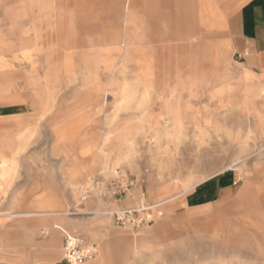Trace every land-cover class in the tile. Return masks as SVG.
<instances>
[{
  "label": "rangeland",
  "instance_id": "1",
  "mask_svg": "<svg viewBox=\"0 0 264 264\" xmlns=\"http://www.w3.org/2000/svg\"><path fill=\"white\" fill-rule=\"evenodd\" d=\"M249 1L0 0V264H68L64 230L85 264H264ZM143 202L150 226L106 213Z\"/></svg>",
  "mask_w": 264,
  "mask_h": 264
},
{
  "label": "built area",
  "instance_id": "2",
  "mask_svg": "<svg viewBox=\"0 0 264 264\" xmlns=\"http://www.w3.org/2000/svg\"><path fill=\"white\" fill-rule=\"evenodd\" d=\"M122 176L123 178L119 177L118 180V184L121 185L122 189L117 190L114 188L113 194H116L117 191L118 194H121L129 190L128 184L123 183V180H126L124 174ZM160 205L162 203L151 205L143 202L135 206L107 210L106 213L113 217L117 225L141 228L150 226L158 216L164 214L163 211L156 209ZM46 233L47 231L44 230L43 234ZM63 251L64 259L68 264H85L97 256L98 247L87 237L64 230Z\"/></svg>",
  "mask_w": 264,
  "mask_h": 264
},
{
  "label": "crops",
  "instance_id": "3",
  "mask_svg": "<svg viewBox=\"0 0 264 264\" xmlns=\"http://www.w3.org/2000/svg\"><path fill=\"white\" fill-rule=\"evenodd\" d=\"M164 4L172 3V0H163ZM240 26L242 28V48L245 50V62L256 69L264 70V0H250L245 4L241 16ZM164 125L169 129L172 122L167 117H163ZM230 173H222L218 178L213 179L217 183L229 180ZM213 181H208L200 187V192L206 187L212 186ZM221 193V189L218 190ZM206 196L200 195V199ZM120 204H127L130 199L125 196L119 198ZM90 204V202H88ZM120 208V207H119Z\"/></svg>",
  "mask_w": 264,
  "mask_h": 264
}]
</instances>
